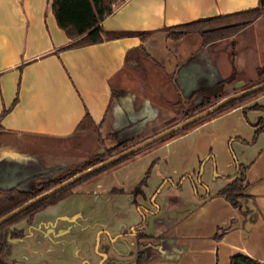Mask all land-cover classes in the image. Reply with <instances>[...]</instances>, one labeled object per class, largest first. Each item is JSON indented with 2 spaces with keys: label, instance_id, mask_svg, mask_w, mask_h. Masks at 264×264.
<instances>
[{
  "label": "crops",
  "instance_id": "0c3cea01",
  "mask_svg": "<svg viewBox=\"0 0 264 264\" xmlns=\"http://www.w3.org/2000/svg\"><path fill=\"white\" fill-rule=\"evenodd\" d=\"M51 2L0 0V112L7 110L0 118V182L9 187L31 189L42 173V155L63 162L54 169L73 163L68 156L83 140H93L90 131L76 129L85 112L98 132L115 135L110 145L147 138L169 126L164 125L172 112L167 104L176 105L180 98L163 76L177 74L186 92H198L196 81L187 84L185 77L193 70L202 75L209 69L215 75L212 67L228 64L230 46L232 65L247 58L245 50L239 56V47L258 49L261 60L248 74L264 64V12L234 35L205 46L196 32L172 40L165 31L198 17L251 8L258 0H115L101 27L146 31L145 39L135 34L72 47L66 46L72 39L57 25ZM233 69L223 70L222 79L232 76ZM249 79L236 82L242 86ZM160 90L177 96L171 99ZM256 103L264 106V91L153 143L59 200L102 196L106 202L123 201L128 219L113 210V225L103 221L84 233L85 222L58 226L64 219L80 220L73 212L51 214L44 208L31 222L13 225L23 236L10 230L0 264H136L139 249L148 253L140 264H230L237 253L264 264V109L250 107ZM256 128L261 130L253 141L241 140H250ZM91 145L92 152L101 151L96 140ZM233 156L246 166L239 207L217 194L234 173ZM150 164L145 185L134 193ZM112 188L121 192L111 193ZM96 230L105 241L129 243L120 246V253L113 244L95 253ZM137 231L145 237L137 239ZM57 236L67 238L63 243ZM50 244L60 251L50 254Z\"/></svg>",
  "mask_w": 264,
  "mask_h": 264
},
{
  "label": "trees",
  "instance_id": "16d2710c",
  "mask_svg": "<svg viewBox=\"0 0 264 264\" xmlns=\"http://www.w3.org/2000/svg\"><path fill=\"white\" fill-rule=\"evenodd\" d=\"M114 2L115 0H52L51 8L55 16L57 25L64 30V32L69 38L72 39V41L66 46L72 47L77 45L98 42L101 41L103 38L112 39L117 37L135 35V34L141 36V40H144L146 37L145 35L148 33L146 31L139 32L132 30H104L101 27L100 25L101 20L112 11V6ZM263 12H264V0H258L257 5L251 8H247L231 13H226V14L198 17L196 19L183 22L175 26H168L167 29L168 30L170 29V31L167 32V36L172 40H178L187 33L196 32L201 37V46H205L208 43L234 35L238 31L249 25L251 22H253L255 19H257L259 16H261ZM255 75L256 77L249 79L242 87L238 89H233V91L230 93H234L239 90L246 89L250 86H253L255 84L264 81V64L255 69ZM223 80L224 79L219 80L218 83ZM204 90L205 88H201L200 90H198V92L194 90L189 94V96L186 97L185 100L181 101L180 104L182 110H181L180 118L177 121L171 123L167 127H170L176 124V122L209 107L218 99L227 95L225 94L221 96H216L214 99L208 96H203L200 101L193 103L190 106L183 105V102H191L194 93L196 92L199 93V91L203 92ZM262 91H264V87L255 92L244 95L242 97L231 99L226 103H224L222 106H220L218 109L214 110L213 112L208 113L207 115L195 120L194 122L189 123L188 125L172 133L164 135L163 137L159 138L153 143L163 141L166 138L184 132L190 129L191 127H193L194 125H196L197 123L205 119H208L214 115H217L223 111H226L242 103L251 96H254ZM250 107L260 108L258 107L257 104H252ZM6 111L7 110L3 108V110L0 112V118L6 113ZM262 123L263 122L261 120V125ZM76 129L77 130L85 129L88 131L98 132L96 126L93 124L87 112H85L82 119L77 124ZM260 130H261L260 128H256L254 130L253 137L250 140H245V139H241V140L244 142L253 141ZM109 136H112L114 138L115 135L109 134ZM143 139L144 138L129 137L120 140L114 143L113 145L103 146L101 152L95 153L93 156H91L90 158L84 160L79 164L72 163L70 165L64 166L63 168L57 169L55 174H53L52 176L48 177L45 180L38 182L31 189H22L18 186H11L5 188L0 187V218L3 217L8 212H10L11 210L20 206L24 202L30 200L31 198L46 192L47 190L56 186L57 184L67 179L68 177L74 175L75 173L84 170L88 167H91L101 162L102 160L106 159L107 157H110ZM153 143L144 146L138 149L137 151L127 156H124L89 175L77 179L75 182L71 183L70 185L65 186L62 189L52 193L51 195L38 200L37 202L31 204L30 206L26 207L19 213L12 216L10 219L0 223V249L3 248L4 245L6 244L7 235L10 230H12V233L15 237L23 236V231L21 229L13 228V225H15L16 223L22 220H25L26 222H31L34 215L38 211L56 203L60 199L71 194L74 186L126 160L127 158L149 147ZM233 160L235 163L234 173L232 175L227 176L230 178L229 181L222 188L218 190L217 194L224 197L227 201L231 203V205L235 207H239L240 198L244 195V190L247 186V181L245 176L246 166L238 162L235 156H233ZM202 162L203 160L200 161V163ZM151 166L152 164L148 166L147 170L144 173L143 178L133 189L134 193L140 192L141 187L145 185ZM110 192L119 193L121 192V190L112 188ZM135 235L137 239L145 237V234L139 231H137ZM215 236L217 237L218 234H215ZM147 255L148 253L145 252L144 250L142 249L137 250L136 259H135L136 264H140V262ZM105 264H112V263L107 262ZM230 264H263V263L251 256L242 253H237L230 257Z\"/></svg>",
  "mask_w": 264,
  "mask_h": 264
},
{
  "label": "rangeland",
  "instance_id": "374dc122",
  "mask_svg": "<svg viewBox=\"0 0 264 264\" xmlns=\"http://www.w3.org/2000/svg\"><path fill=\"white\" fill-rule=\"evenodd\" d=\"M166 33L168 31H170V29H166L165 30ZM246 53V59L242 60L240 59L239 61L236 62V64L232 65V53H233V48L230 46L228 48V64L225 65V61H220L218 63L219 68L212 67L215 68L216 70V74L215 75H211L208 70H204L203 74H198L196 72V70H193L190 72V74L188 76H186L185 78H187L188 80L186 81L187 84H190L193 81H196L195 88H205V90L203 92H201L200 94H195L192 98V101H197V100H201L203 96H208L212 99H214L216 96H221V95H225V94H231L230 92L233 91V89H238L240 87L243 86H239V82H236L238 78H243L245 79H249V78H254L256 77L255 75V70L253 72H251L250 74L247 73L248 69L253 68V65H257L258 61H260V55H259V51L257 48H253V46H247L246 48H241L239 47V56L241 57L244 54V51ZM249 50H253L254 53L250 55ZM192 58V57H191ZM224 65H221V64ZM232 66L234 67V69L232 68ZM231 69H233V75L230 77L225 78L223 81L219 82V80L222 79V72L223 70H228V72L231 71ZM249 75V76H248ZM232 77V78H231ZM163 79L166 81L168 88H170L171 85H173V87L176 88V92L179 94L180 98L176 99V105L168 103L167 107L172 111L170 114V117L165 120L164 125H170L171 123L177 121V119H179V117L181 116V104L180 102L185 100L187 96H189V90L188 92H186L184 90V81H182V77L178 76L177 74L175 76H163ZM238 85V86H237ZM192 88L194 89L193 85ZM200 88V89H201ZM172 90V89H171ZM192 91V90H191ZM160 93L167 95L168 97H170L172 99V97H176L177 94L171 93V92H163L160 90ZM226 96V95H225ZM179 102V103H178ZM178 103V104H177ZM257 104V103H256ZM184 106H190L192 105V102H183ZM258 107H260L261 109H264V106L257 104ZM175 110V112L173 113V111ZM179 116H178V113ZM177 123V122H176ZM88 136H91L93 138V140H96L97 142H99V144L102 146L101 151L103 149V146H110L109 142H111V140L113 139L112 136H109V134H102L100 132H94V131H90L88 134ZM84 139V138H83ZM79 139L76 140V142ZM92 139L88 138L87 140H83L82 141V145H78V150L75 151V153L73 154V156H68V160L67 161H73V163H81L84 160H87L88 158H90L91 156H93L95 153H97L96 151H93V149H91L92 147ZM81 141V139H80ZM89 142V143H88ZM57 144V143H56ZM230 142L227 141V145L229 146ZM231 146V145H230ZM232 149V146L230 147ZM47 149V148H46ZM230 152L233 155V149ZM99 151V152H101ZM63 162H59L57 160H51L49 159V157L47 156H43L41 158V164L39 166V168L42 170L41 174H38L36 177H38V180H36V182L34 183V185L32 187H34L39 181L45 180L48 177L52 176L53 174L56 173L57 169L63 168L59 167L54 169L55 167H57L58 165H60ZM72 164V163H71ZM70 165V164H68ZM67 166V165H65ZM40 170V171H41ZM10 184H6L5 182H0V187H9ZM31 187V188H32ZM30 189V188H29ZM118 207H120V209H118ZM44 210H47L46 212L48 213H58V212H73L74 214H76L78 216V221L73 220V219H64L62 221L59 222L58 226H64L67 223H72L73 221L75 222L73 224L72 227H76L78 222H85V227L86 230L84 231V233L89 232V230L93 229L94 227H97L101 222L103 221H109L110 223H114L115 219L117 218V216L113 215L112 211L113 210H119L120 212L116 213L117 215L120 214V216L124 215V219H128V214L125 213L126 211V206L124 205L123 201H112L110 200L109 202L105 201V198L102 196H99L97 199H91V198H86V197H81V198H73L70 197L69 199H63L59 202H56L52 205H50L49 207H46ZM125 213V214H124ZM42 214H44L42 212V210L40 211L38 216H41ZM36 215V216H37ZM52 217V216H51ZM50 217V219H51ZM38 220V218H35V222ZM114 220V221H113ZM125 220L123 222H125ZM56 221V220H54ZM21 223V222H20ZM19 223V224H20ZM112 223V225H113ZM38 226H42L37 222ZM49 225V224H48ZM111 225V226H112ZM84 229V228H83ZM101 230H96L95 236L93 238V252L95 253H101V249H103L106 246H111L113 244V246H117L116 251L117 252H122L124 250H121V247H124V245H128V241H125V239L122 238H116L113 239V237H110V242L109 241H105V235L104 233L100 232ZM10 233V231H9ZM101 234V235H100ZM101 236V237H100ZM57 239L61 238L63 243L65 242V239L67 237L65 236H57ZM101 238V240H100ZM104 240V242H103ZM50 254H56L57 252L60 251V247L55 246L53 244H50ZM5 264H8L7 262H5Z\"/></svg>",
  "mask_w": 264,
  "mask_h": 264
},
{
  "label": "water",
  "instance_id": "95a60500",
  "mask_svg": "<svg viewBox=\"0 0 264 264\" xmlns=\"http://www.w3.org/2000/svg\"><path fill=\"white\" fill-rule=\"evenodd\" d=\"M264 87V81L255 84L253 86H250L246 89L243 90H239L237 92L228 94L220 99H218L216 102H214L212 105H210L209 107L187 117L184 118L180 121H178L176 124L167 127L163 130H160L157 133H154L151 136H148L147 138H144L143 140L127 147L126 149L110 156L107 157L106 159L102 160L101 162L88 167L84 170H81L77 173H75L74 175L68 177L67 179L63 180L62 182H60L59 184H57L56 186L52 187L51 189L47 190L46 192L37 195L36 197L31 198L30 200L24 202L23 204H21L20 206L16 207L15 209L11 210L10 212H8L7 214H5L3 217L0 218V223L10 219L12 216H14L15 214L19 213L20 211H22L23 209H25L26 207L30 206L31 204L37 202L38 200L45 198L49 195H51L52 193L62 189L65 186L70 185L71 183L75 182L77 179H80L86 175H89L101 168H103L104 166L124 157L127 156L135 151H137L138 149L147 146L153 142H155L156 140H158L159 138L163 137L164 135H167L169 133H172L186 125H188L191 122H194L195 120L207 115L210 112H213L214 110L218 109L220 106H222L224 103H226L227 101L231 100V99H235V98H239L242 97L244 95L250 94L252 92H255L261 88ZM102 256L104 257V253H102Z\"/></svg>",
  "mask_w": 264,
  "mask_h": 264
},
{
  "label": "flooded vegetation",
  "instance_id": "af4514ba",
  "mask_svg": "<svg viewBox=\"0 0 264 264\" xmlns=\"http://www.w3.org/2000/svg\"><path fill=\"white\" fill-rule=\"evenodd\" d=\"M100 254V253H99ZM107 262H111V261H104V260H102L101 262H100V264H105V263H107ZM112 263V262H111Z\"/></svg>",
  "mask_w": 264,
  "mask_h": 264
}]
</instances>
